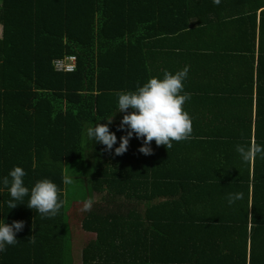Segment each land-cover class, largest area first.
<instances>
[{
  "label": "trees",
  "instance_id": "obj_1",
  "mask_svg": "<svg viewBox=\"0 0 264 264\" xmlns=\"http://www.w3.org/2000/svg\"><path fill=\"white\" fill-rule=\"evenodd\" d=\"M0 26V181L19 166L29 188L10 209L0 183V223L24 222L0 264H74L63 177L80 160L88 193L106 192L84 213L82 264H264V159L236 151L264 145V0H0ZM185 66L191 139L144 155L133 135L115 155L116 94ZM111 117L109 151L86 129ZM42 179L61 189L52 218L27 207Z\"/></svg>",
  "mask_w": 264,
  "mask_h": 264
},
{
  "label": "clouds",
  "instance_id": "obj_2",
  "mask_svg": "<svg viewBox=\"0 0 264 264\" xmlns=\"http://www.w3.org/2000/svg\"><path fill=\"white\" fill-rule=\"evenodd\" d=\"M219 5L221 0H213ZM189 68L185 66L174 74L165 71L163 78L151 77L142 86H137L135 91L118 92V112H123L119 130L127 128V135L120 137L118 147H115V155H123L129 146L130 138L135 135L137 139H143V145L138 149L144 155L153 154L151 143L156 146L172 148L173 143H180L191 139L193 122L184 105L191 99V94L184 91V81L188 77ZM131 109L129 112L128 110ZM107 124H96L86 129L89 140L106 146L111 151L117 144V136L109 129L113 122L112 117L106 119ZM236 151L245 163L253 162L258 156L264 159V145L254 141L248 145H236ZM25 170L15 166L8 176L2 178L4 188L8 189L11 199L7 201L10 209L16 208L24 197L29 196V188L24 184ZM63 183L69 185L73 179L65 175ZM61 189L53 181L42 179L35 183L30 190V198L27 203L29 209L35 210L42 217L52 218L59 214L64 201L60 198ZM243 199V193H229L227 200L229 205ZM22 204V203H20ZM94 204L92 198L83 202L81 212L91 211ZM24 227L23 221H13L12 224L0 223V252L7 251L8 246H15L19 241L16 233ZM34 243V236L30 239Z\"/></svg>",
  "mask_w": 264,
  "mask_h": 264
},
{
  "label": "rangeland",
  "instance_id": "obj_3",
  "mask_svg": "<svg viewBox=\"0 0 264 264\" xmlns=\"http://www.w3.org/2000/svg\"><path fill=\"white\" fill-rule=\"evenodd\" d=\"M1 34V26H0ZM84 161L80 160L77 164H65V170L67 176L73 179V183L67 185L66 193L70 202L73 204L70 208L71 213V229H72V256L74 264L81 263L82 248L92 238L95 237V233L82 230V219L85 212H81L80 209L83 206V202L92 198L94 204L101 202L104 199L106 192H90L88 193L87 187L89 186L91 173L86 167H83ZM71 205V204H70Z\"/></svg>",
  "mask_w": 264,
  "mask_h": 264
},
{
  "label": "built area",
  "instance_id": "obj_4",
  "mask_svg": "<svg viewBox=\"0 0 264 264\" xmlns=\"http://www.w3.org/2000/svg\"><path fill=\"white\" fill-rule=\"evenodd\" d=\"M77 64V57L69 55L55 61L56 68L60 71H73Z\"/></svg>",
  "mask_w": 264,
  "mask_h": 264
}]
</instances>
